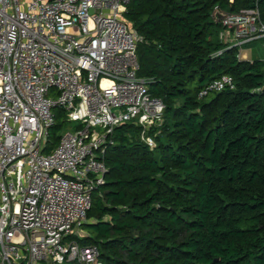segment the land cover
I'll list each match as a JSON object with an SVG mask.
<instances>
[{
	"label": "trees",
	"instance_id": "obj_1",
	"mask_svg": "<svg viewBox=\"0 0 264 264\" xmlns=\"http://www.w3.org/2000/svg\"><path fill=\"white\" fill-rule=\"evenodd\" d=\"M254 6L264 24V0L126 5L124 18L141 37L137 75L164 111L146 132L152 149L138 125L113 130L104 181L80 227L88 234L77 239L95 244L103 264H264V58H238L264 37L230 45L213 16ZM222 75L233 88L198 98ZM53 113L45 151L62 127L63 110Z\"/></svg>",
	"mask_w": 264,
	"mask_h": 264
},
{
	"label": "built area",
	"instance_id": "obj_2",
	"mask_svg": "<svg viewBox=\"0 0 264 264\" xmlns=\"http://www.w3.org/2000/svg\"><path fill=\"white\" fill-rule=\"evenodd\" d=\"M129 1L0 0V264H103L97 246L74 235L104 181L113 130L138 125L152 149L146 132L164 111L137 75ZM215 10L221 41L264 37L257 6ZM226 86L233 79L222 75L198 98ZM55 107L76 126L45 151Z\"/></svg>",
	"mask_w": 264,
	"mask_h": 264
},
{
	"label": "rangeland",
	"instance_id": "obj_3",
	"mask_svg": "<svg viewBox=\"0 0 264 264\" xmlns=\"http://www.w3.org/2000/svg\"><path fill=\"white\" fill-rule=\"evenodd\" d=\"M216 12L217 11L214 9L213 16H215ZM214 18H216V17H214ZM238 58H240L242 60H253V59H257V58H264V40L258 41L254 46H251L248 49H243V50L239 51ZM62 120H63V116L57 118V121H59V122L61 121V124H62L61 130L59 131L58 134L62 133L64 130H69V129L72 130L73 127L76 126L75 123H66V122L64 123ZM162 120H163V118H162ZM155 126H159V124H157ZM155 126H153V127H155ZM153 127H151V128H153ZM138 137L140 140L145 142L143 140L144 135L142 134V132L138 134ZM77 232L81 238H83L84 236H86L88 234V230L83 229V228H79L77 230ZM74 238L78 239L79 236L74 235Z\"/></svg>",
	"mask_w": 264,
	"mask_h": 264
},
{
	"label": "bare ground",
	"instance_id": "obj_4",
	"mask_svg": "<svg viewBox=\"0 0 264 264\" xmlns=\"http://www.w3.org/2000/svg\"><path fill=\"white\" fill-rule=\"evenodd\" d=\"M216 16H217L218 19L220 18L217 14H216ZM82 225H83V224H82ZM82 225H81V226H82Z\"/></svg>",
	"mask_w": 264,
	"mask_h": 264
},
{
	"label": "water",
	"instance_id": "obj_5",
	"mask_svg": "<svg viewBox=\"0 0 264 264\" xmlns=\"http://www.w3.org/2000/svg\"><path fill=\"white\" fill-rule=\"evenodd\" d=\"M220 17V15H218Z\"/></svg>",
	"mask_w": 264,
	"mask_h": 264
}]
</instances>
